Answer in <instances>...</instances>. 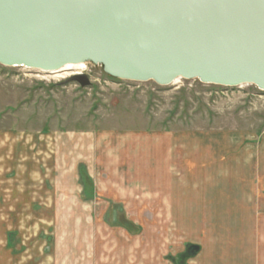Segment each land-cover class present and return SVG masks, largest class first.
<instances>
[{
    "label": "rangeland",
    "instance_id": "374dc122",
    "mask_svg": "<svg viewBox=\"0 0 264 264\" xmlns=\"http://www.w3.org/2000/svg\"><path fill=\"white\" fill-rule=\"evenodd\" d=\"M0 77V264H178L187 244L185 264H264V91L92 63Z\"/></svg>",
    "mask_w": 264,
    "mask_h": 264
},
{
    "label": "water",
    "instance_id": "95a60500",
    "mask_svg": "<svg viewBox=\"0 0 264 264\" xmlns=\"http://www.w3.org/2000/svg\"><path fill=\"white\" fill-rule=\"evenodd\" d=\"M88 62L122 80L264 91V0H0V65ZM67 81L91 83L81 73ZM199 250L187 244L179 264Z\"/></svg>",
    "mask_w": 264,
    "mask_h": 264
},
{
    "label": "crops",
    "instance_id": "0c3cea01",
    "mask_svg": "<svg viewBox=\"0 0 264 264\" xmlns=\"http://www.w3.org/2000/svg\"><path fill=\"white\" fill-rule=\"evenodd\" d=\"M1 79L2 78L0 77V93H1V81H2ZM0 105H1V94H0ZM14 141H15V137H13L12 135H9V133L6 134L5 132L2 135V132L0 130V169L5 170V168H7V166H8L7 165L8 163H9V166H8L9 168L13 165L14 159L12 156H15V150H14L15 142ZM7 154H10V157ZM11 159H12V161H11ZM210 189H211V186L210 187L206 186L204 191L208 192V193H210V192L213 193L214 191L212 189L210 191ZM228 193L229 192H226L225 195L227 196ZM216 194H218V193H216ZM195 195H197L196 192H195ZM203 195H204V193H203ZM222 195H223V193H222ZM229 195L230 194H228V198H229ZM196 201H199V199H196ZM256 262H257V260H256Z\"/></svg>",
    "mask_w": 264,
    "mask_h": 264
},
{
    "label": "bare ground",
    "instance_id": "6f19581e",
    "mask_svg": "<svg viewBox=\"0 0 264 264\" xmlns=\"http://www.w3.org/2000/svg\"><path fill=\"white\" fill-rule=\"evenodd\" d=\"M89 63V62H88ZM85 63H78V64H67L65 65L64 67H62L61 69L59 70H66V69H69V68H73V67H83ZM58 71V70H57ZM55 72V71H54Z\"/></svg>",
    "mask_w": 264,
    "mask_h": 264
},
{
    "label": "flooded vegetation",
    "instance_id": "af4514ba",
    "mask_svg": "<svg viewBox=\"0 0 264 264\" xmlns=\"http://www.w3.org/2000/svg\"><path fill=\"white\" fill-rule=\"evenodd\" d=\"M81 74H83V73H81ZM180 261H181V258H179V259H178V261H177L176 263H178V264H179V262H180Z\"/></svg>",
    "mask_w": 264,
    "mask_h": 264
},
{
    "label": "trees",
    "instance_id": "16d2710c",
    "mask_svg": "<svg viewBox=\"0 0 264 264\" xmlns=\"http://www.w3.org/2000/svg\"><path fill=\"white\" fill-rule=\"evenodd\" d=\"M86 180L89 181L88 178H86Z\"/></svg>",
    "mask_w": 264,
    "mask_h": 264
}]
</instances>
